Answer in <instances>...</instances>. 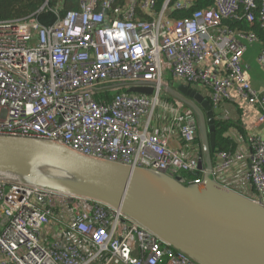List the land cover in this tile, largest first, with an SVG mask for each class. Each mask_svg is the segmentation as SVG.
Returning a JSON list of instances; mask_svg holds the SVG:
<instances>
[{"label": "built area", "instance_id": "2783aa9c", "mask_svg": "<svg viewBox=\"0 0 264 264\" xmlns=\"http://www.w3.org/2000/svg\"><path fill=\"white\" fill-rule=\"evenodd\" d=\"M65 1L41 8L56 14L50 23L40 11L0 18V136L54 140L171 176L189 172L196 175L184 178L189 185L201 184L205 171L198 121L186 103L163 98L169 72L215 111L236 91L261 107L264 122V88L252 86L244 65L259 38L223 22L244 8L249 22L264 27V0H213L204 8H194L196 0H78L62 15ZM172 7L190 13L175 17ZM258 62L264 67L263 47ZM139 81L153 83L154 93L118 85ZM249 141L248 156L217 151L213 176L245 161L240 180L253 191L242 193L264 206V139ZM220 182L230 187L227 177ZM0 254V264H199L102 202L1 177Z\"/></svg>", "mask_w": 264, "mask_h": 264}, {"label": "water", "instance_id": "95a60500", "mask_svg": "<svg viewBox=\"0 0 264 264\" xmlns=\"http://www.w3.org/2000/svg\"><path fill=\"white\" fill-rule=\"evenodd\" d=\"M153 94V83H120ZM198 121L201 184L182 176L80 153L58 141L0 136V177L97 200L149 229L199 264H264V206L214 176L216 116L208 98L188 84L161 82Z\"/></svg>", "mask_w": 264, "mask_h": 264}, {"label": "crops", "instance_id": "0c3cea01", "mask_svg": "<svg viewBox=\"0 0 264 264\" xmlns=\"http://www.w3.org/2000/svg\"><path fill=\"white\" fill-rule=\"evenodd\" d=\"M261 48V44H252L249 46L244 56L245 77L254 88L259 90L264 88V67H262L258 62V55ZM174 81L181 82L179 80ZM231 94L234 100L224 104V106H222L220 110L215 111V113L216 116L223 119L241 121L242 130L231 127L226 132V135H228L234 143V148L227 151H235V153H243L248 156L251 148L249 141L250 136H261L264 139V122L260 121L263 110L259 105L252 104L247 101L236 91H231ZM213 158H215V154ZM246 168H248V165L245 161L232 163L230 166L226 167L223 172H221V178L218 180L222 181L225 177H227L230 181L228 184L230 187L240 191L241 193L244 192L250 195L248 191H253V185L251 183H247L246 185L248 190H243L245 188V183L241 181L242 179L240 180L241 172Z\"/></svg>", "mask_w": 264, "mask_h": 264}, {"label": "trees", "instance_id": "16d2710c", "mask_svg": "<svg viewBox=\"0 0 264 264\" xmlns=\"http://www.w3.org/2000/svg\"><path fill=\"white\" fill-rule=\"evenodd\" d=\"M46 1L47 0H0V18L11 20L15 18L27 17L29 15H32L33 13L40 11L39 18L43 22H48V23L53 22L57 18L56 14L53 11H46L47 9L41 11V8L46 4ZM163 2L164 0H160L159 2L160 5H162ZM56 3L57 0H49V5L51 7H53ZM212 4H213V0H196L194 3V8L210 7L212 6ZM76 8H79L78 0H66L65 6L62 9H60V13L62 15H65L68 9H76ZM172 9L173 7L171 8V13H173L175 17H184L190 13V11H175ZM223 22L226 26H229L236 31L255 33L258 36L262 47L264 48V27L261 25V22L258 20H256L255 22H249L245 18L244 8L240 10L239 18L226 19ZM122 91L128 93V91L125 88ZM112 92H114V90H110V93L108 95L99 94L98 99H109L110 94ZM164 96H166L168 99H172V97L169 96L168 94H164ZM231 127L239 128L240 130H242L241 121L233 120V119H223L221 117H217L216 150L214 154L220 150H232L234 148L233 140L228 135H226V132ZM198 142L200 143V139H198ZM182 175L187 180L196 178V175H193L189 172H182Z\"/></svg>", "mask_w": 264, "mask_h": 264}, {"label": "rangeland", "instance_id": "374dc122", "mask_svg": "<svg viewBox=\"0 0 264 264\" xmlns=\"http://www.w3.org/2000/svg\"><path fill=\"white\" fill-rule=\"evenodd\" d=\"M255 44H261V43H260V42H257V43H255ZM167 78H168L169 80H171V81L176 80V79L172 76V74H171L170 72L168 73ZM163 93L166 94L165 92H163ZM164 94H163V98H167L166 96H164Z\"/></svg>", "mask_w": 264, "mask_h": 264}]
</instances>
